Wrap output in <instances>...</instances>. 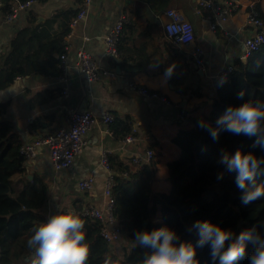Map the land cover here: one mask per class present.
Here are the masks:
<instances>
[{
	"label": "crops",
	"instance_id": "1",
	"mask_svg": "<svg viewBox=\"0 0 264 264\" xmlns=\"http://www.w3.org/2000/svg\"><path fill=\"white\" fill-rule=\"evenodd\" d=\"M9 4L7 0L0 7V58L8 53L11 42L17 38L20 52L16 60L24 58L30 74L0 88V103H10L5 119L13 124L22 145L56 130L67 109L90 110L97 116L109 112L121 120L130 119L132 135L138 139L134 145L127 144L125 139L107 133L104 125L98 123L87 138L83 155L70 169L62 171L53 167L47 147L40 148L34 159L25 162V169L28 177L38 175L49 185L50 197L44 209L47 216L64 207L72 208L77 200L83 201V208L88 204L105 205L108 172L101 164L103 153L108 158L113 156L133 164L134 157H144L147 150H153L157 174L152 190L156 194H169L172 188L169 165L182 155L176 138L181 132L194 129V119H205L211 113L221 85L219 73L244 55V41L254 34L247 25L251 4L264 17V0H250L226 21L218 20L216 31H212L210 21L197 14L199 0H92L86 17L71 33L70 24L77 16L71 17L68 12L81 9L76 0H36L19 19L5 23L3 17ZM167 9L181 12L193 26L194 45L206 49L201 68L190 57L191 47L170 45L164 29ZM122 12L132 15L135 25L128 33L130 40L123 46V55L108 57L105 39ZM58 13L63 16L57 18ZM32 30L37 31L34 39H30ZM65 31H68L64 38L69 48L68 82L59 79V73H54L58 72L56 68L51 73L48 60L54 47L51 43ZM82 49L102 69L118 72L120 80L98 83L80 76L75 55ZM125 61L142 71L128 79L120 66ZM169 68L174 69L170 77L165 75ZM131 83L163 95L170 104L157 97H141ZM63 88L69 90L67 96L53 94L54 89ZM41 117H49L50 126L33 130L32 123ZM90 176L95 179L93 188L80 190L79 184Z\"/></svg>",
	"mask_w": 264,
	"mask_h": 264
},
{
	"label": "trees",
	"instance_id": "2",
	"mask_svg": "<svg viewBox=\"0 0 264 264\" xmlns=\"http://www.w3.org/2000/svg\"><path fill=\"white\" fill-rule=\"evenodd\" d=\"M76 1L81 6L85 0ZM68 13L75 17L79 11ZM62 16L63 13L56 15L57 18ZM134 25L133 17L129 14L118 44L119 56L123 55V46L130 40L128 33ZM36 32L32 30L30 39L37 37ZM67 32L51 43V46L54 45L51 56L48 57L51 73L54 68L58 70L60 56L65 50L64 38ZM19 47L20 42L16 38L11 42L8 53L0 58V88L10 86L16 78L30 74L25 67L27 61L24 58L16 60ZM120 66L128 79L142 71L127 61ZM232 67L228 81L217 89L211 113L205 119H194V129L181 132L175 140L182 149V155L169 165L172 186L169 194H156L152 190L157 162L129 164L109 156L111 168L115 172L114 216L122 232V243L113 245L107 242L101 236L102 224L82 215L83 201L74 202L72 208L85 220L87 241L91 247L88 264H106L110 259L115 260L120 253L125 257L122 264H140L146 250L136 248L132 242L139 230L152 231L167 226L177 232L181 242L195 244L198 236L189 229L197 220L211 221L233 230L237 235L264 221V199L243 205L240 200L242 193L235 183L236 173H225L222 180L217 179L218 174L224 171L223 166L218 163L222 149L233 154L242 149L245 154L253 152L257 157L264 158V147H253L256 137L237 136L229 132H221L219 141L214 142L209 133L198 126V122L204 120L215 127L217 119L229 106H240L250 99L264 100V45L254 51L246 62L236 59ZM54 73H59V70ZM241 92L244 93L242 99L238 98ZM9 106L8 102L0 103L1 263L32 264L34 250L27 247V240L33 234L32 229L47 220L44 209L50 190L48 183L40 176L35 175L33 179L28 177L26 160L20 153L22 143L14 133L13 124L5 119ZM48 118L35 119L31 128L37 131L49 127ZM132 124L130 119L115 117L110 129L119 138L125 139L132 135ZM257 182L264 184V176H259ZM67 209L69 208L64 207L57 213ZM259 231L264 235V227H260ZM252 251L253 246L249 245V256ZM197 259L200 264H213L210 247L198 248ZM239 264H249L247 256Z\"/></svg>",
	"mask_w": 264,
	"mask_h": 264
},
{
	"label": "clouds",
	"instance_id": "3",
	"mask_svg": "<svg viewBox=\"0 0 264 264\" xmlns=\"http://www.w3.org/2000/svg\"><path fill=\"white\" fill-rule=\"evenodd\" d=\"M170 30L179 32L175 26H170ZM173 71L169 68L165 75L170 77ZM243 95V92L239 93L238 98L242 99ZM198 126L207 131L214 142L219 141L221 132H229L256 137L253 147H264V100L250 99L240 106H229L217 119L215 127L204 120L199 121ZM218 163L224 168L218 174V180H222L225 173H236L235 183L242 193L243 205L264 199V184L257 182L259 176H264V158L253 152L245 154L242 149L234 154L222 149ZM260 227H264V221L237 235L219 224L197 220L189 229L198 236L195 244L181 242L177 232L167 226L152 231L139 230L132 242L136 248L146 250L140 264H200L197 249L204 246L210 247L213 264H239L246 256L249 264H264V235L260 233ZM32 232L27 240V247L34 250L32 264H88L91 247L87 241L85 220L75 209L50 215ZM249 245L253 246L250 256ZM124 260L123 253H120L106 264H122Z\"/></svg>",
	"mask_w": 264,
	"mask_h": 264
},
{
	"label": "built area",
	"instance_id": "4",
	"mask_svg": "<svg viewBox=\"0 0 264 264\" xmlns=\"http://www.w3.org/2000/svg\"><path fill=\"white\" fill-rule=\"evenodd\" d=\"M7 0H0L2 7ZM9 12L3 17L5 23H11L27 13L36 3L35 0H8ZM250 0H199V8L197 14L205 17L211 23V30L216 31L217 21H226L241 7L243 3ZM92 0H85L79 14L70 24L72 30L82 21L87 14ZM167 22L164 25L165 33L171 46L190 48V57L194 64L201 68L206 58V49L202 46H195V32L193 26L185 19L181 12L175 9H167L165 11ZM128 23V14L120 13L117 21L109 31L105 39L106 55L108 57H119L118 44L123 34L125 24ZM247 25L254 30V34L244 41L245 53L241 60H246L264 45V18L256 5L251 4ZM170 26H175L179 32L170 30ZM182 38V39H181ZM68 46H65L64 53L61 54L57 68L59 70V79L63 82L69 81V64H68ZM76 67L80 76H86L91 82L106 83L118 82L120 75L115 70L102 69L94 57L86 50L82 49L75 55ZM233 71L232 64L228 65L218 75V81L225 84ZM133 90L139 93L141 97H157L165 103L170 101L163 95L150 92L146 87H138L131 83ZM69 90L67 88L54 89L53 94L57 96H67ZM115 121L112 113L106 112L101 116H97L90 110L67 109L63 116L62 124L53 132L48 133L35 140L28 145L20 147V153L26 161L32 160L37 156L38 150L47 147L53 167L57 171L70 169L80 158L87 145V138L92 129L101 123L104 125L106 132L112 134L111 124ZM137 137L130 135L125 138V143L134 145L137 143ZM155 153L153 150H147L145 156L134 157L135 164L150 163L155 161ZM101 164L108 172V178L104 187V196L106 198L105 205L98 207L88 204L83 208L82 215L98 220L102 224L101 236L109 243L118 245L122 243V232L119 228L114 216L113 188L115 187V172L111 168L107 153L101 156ZM127 176V174H124ZM95 179L90 176L79 184L82 191H89L93 188ZM49 216H47L48 218Z\"/></svg>",
	"mask_w": 264,
	"mask_h": 264
},
{
	"label": "water",
	"instance_id": "5",
	"mask_svg": "<svg viewBox=\"0 0 264 264\" xmlns=\"http://www.w3.org/2000/svg\"><path fill=\"white\" fill-rule=\"evenodd\" d=\"M243 61L246 62V60H243ZM29 179H33V177L30 176ZM33 257H34V256H33ZM0 264H2V263H1V252H0Z\"/></svg>",
	"mask_w": 264,
	"mask_h": 264
}]
</instances>
